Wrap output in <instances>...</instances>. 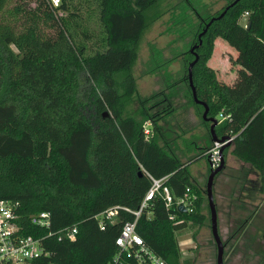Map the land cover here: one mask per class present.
Returning a JSON list of instances; mask_svg holds the SVG:
<instances>
[{
    "label": "trees",
    "instance_id": "16d2710c",
    "mask_svg": "<svg viewBox=\"0 0 264 264\" xmlns=\"http://www.w3.org/2000/svg\"><path fill=\"white\" fill-rule=\"evenodd\" d=\"M96 1L99 30L90 45L93 33L86 27L77 40L70 0L57 6L49 0H0V199L18 202L20 232L41 240L45 253L29 264H109L123 224L135 218L132 211L153 179L160 180L136 231L167 264H194L182 260L177 235L206 220L204 190L192 180L190 160L182 161L163 140L160 122L175 110L171 98L163 90L139 96L133 73L140 40L162 15L164 0ZM232 1L201 18L199 33ZM196 35L192 85L203 104L195 102L188 83L194 55L187 50L182 58L189 102L210 138L204 105L217 119L216 136L232 138L222 157L231 149L254 170L264 202V0H237L210 23L201 43ZM216 37L237 52L230 59L238 65L230 84L208 64ZM221 112L229 120L219 121ZM205 151L195 159L207 157ZM164 187L172 197L168 207ZM186 195V211H180L177 202ZM113 206L119 207L116 222L101 229L98 215ZM41 211L50 214L48 227L30 220ZM71 226L75 238L59 239L56 232Z\"/></svg>",
    "mask_w": 264,
    "mask_h": 264
},
{
    "label": "rangeland",
    "instance_id": "374dc122",
    "mask_svg": "<svg viewBox=\"0 0 264 264\" xmlns=\"http://www.w3.org/2000/svg\"><path fill=\"white\" fill-rule=\"evenodd\" d=\"M227 2L228 0H164L161 4L162 15L149 25L140 40L138 58L133 67L138 95L146 97L163 90L175 107L174 112L160 122L163 140L169 145V149V139L175 129L172 126L178 122L186 130L187 137L180 141V146H187L188 151L193 154L203 150L198 151L193 145L200 138L192 131L195 124L187 118V112L193 110L195 122L202 126L201 136L208 129L189 102L182 55L184 51L190 50L195 34L200 31L197 30L200 19L220 11ZM70 6L69 12L77 15L72 20L73 24L76 22L79 25L77 40L81 41L80 34L86 27L93 33V37L87 40V44L92 45L99 30L95 14L97 1L70 0ZM67 13L58 11L59 15ZM245 22L243 17L241 23ZM236 55L237 52L224 39L215 38L208 64L215 69L218 79L227 84L235 78L238 65L230 59H234ZM136 106L135 98L129 111L134 113ZM210 146L207 144L205 150ZM228 153L227 150L223 157L225 166L215 176L213 185L218 230L224 246V264H264V241L261 238L264 229L263 195L256 190L257 177L253 169ZM175 154L182 161L188 159L179 151ZM202 163L204 161L195 164L199 172L194 174L192 180L204 190L206 220L200 226L191 225L177 235V239L182 260H193L194 264H217V247L211 232L205 192L208 170Z\"/></svg>",
    "mask_w": 264,
    "mask_h": 264
},
{
    "label": "built area",
    "instance_id": "2783aa9c",
    "mask_svg": "<svg viewBox=\"0 0 264 264\" xmlns=\"http://www.w3.org/2000/svg\"><path fill=\"white\" fill-rule=\"evenodd\" d=\"M53 6L59 4V0H49ZM229 114L219 113L218 119L229 120ZM231 137L229 141H231ZM223 143L213 142L206 149L205 154L209 166L215 168L221 160V146ZM160 186V180L153 179V185L144 197L142 204L138 210L132 211L135 218L132 221H127L123 224L118 236L115 239V244L118 247V252L113 257L109 264H123L122 256L125 260H130L126 264H167L166 261L156 254L142 239L136 231V222L142 207L146 201L151 198L154 191ZM166 206H170L172 197L167 187L163 188ZM188 196L178 200V204H187ZM18 202H12L5 199H0V261L9 264H29L31 260L40 257L45 253L41 244V240L33 235H24L20 232V226L17 222L16 209ZM117 206L109 207L102 211L99 217V226L101 229L105 227V222L115 223L118 213ZM126 210H129L125 208ZM173 219L174 215H170ZM31 222L39 227H48L50 224V214L47 211H41L31 216ZM77 232L76 226L65 227L56 232L58 238H66L72 240ZM49 232L48 235H52Z\"/></svg>",
    "mask_w": 264,
    "mask_h": 264
},
{
    "label": "water",
    "instance_id": "95a60500",
    "mask_svg": "<svg viewBox=\"0 0 264 264\" xmlns=\"http://www.w3.org/2000/svg\"><path fill=\"white\" fill-rule=\"evenodd\" d=\"M237 0H233L228 6H226V8L224 9L223 12H221V14H219L217 17H212L205 25V28L203 29L202 32H200L198 34V38H199V43H201V35H203L208 26L210 25V23L214 20V19H217L219 17H221L224 12L226 11V9L233 5ZM198 46V44H195L193 45L191 48H190V52L194 55V59L189 63L188 65V72H187V75H188V83H189V86L192 90V94H193V98L195 100L196 103H199V104H203L195 95V91H194V87L192 85V67L193 65L195 64V62L197 61L198 59V55L197 53L194 51L195 48ZM207 112H208V108L206 105H204V111L202 113V118L205 120V121H208L210 122V126H209V131H210V134H211V139L213 142H219V143H223L220 150H221V160H220V163L217 167L215 168H211L209 169V172H208V176H207V180H206V185H205V192H206V197H207V201H208V207H209V212H210V221H211V232H212V236H213V239L215 241V244H216V247H217V257H216V262L217 264H224V260H223V243H222V240H221V237H220V234H219V230H218V221H217V213H216V209H215V203H214V198H213V184H214V179H215V176L220 172L222 171V169L224 168V160H223V157H222V151L225 147V145H228L230 143L229 139L230 137L229 136H216L215 134V131H214V127L216 126V124L218 123L217 122V119L215 117H211V116H208L207 115ZM104 115H107V111L103 113ZM178 209L180 211H186V208L184 207L183 204H179L178 205Z\"/></svg>",
    "mask_w": 264,
    "mask_h": 264
},
{
    "label": "crops",
    "instance_id": "0c3cea01",
    "mask_svg": "<svg viewBox=\"0 0 264 264\" xmlns=\"http://www.w3.org/2000/svg\"><path fill=\"white\" fill-rule=\"evenodd\" d=\"M233 81V80H232ZM187 112V111H186ZM187 118L188 119H190V121H193V123L195 124L194 126H193V132H196L197 134H198V137L197 138H200V139H198V140H195L193 143V145H195L196 146V149L199 151V150H204L205 148H206V146H207V144H209V145H212V143H213V141H212V139L209 137V133H208V131H207V133L204 135V136H201V134H202V126L201 125H199V124H197L196 122H195V119H194V113H193V110H189L188 112H187ZM181 123H178V122H176V124L175 125H173L172 126V128L174 129L173 130V135L170 137V139H169V144H170V147H171V149L173 150V152L174 153H176V151H179V152H181V154L184 156V157H188V159L187 160H190L189 161V171H190V174H191V176H192V178H194L195 176H194V174L196 173V172H199L198 170H197V168H195L196 166H195V164L197 163V162H199V161H204V163H202L203 164V166L205 167L206 166V168H207V170H208V167H209V163H208V160H207V157H199V158H197V159H195L197 156H199V152L198 153H191V152H189L188 151V147L186 146V147H183V146H180V141H183V139L184 138H187L185 135H186V130L184 131L183 129L184 128H182V126L180 125ZM160 126H161V123H160ZM161 130H162V128H161ZM178 131H181V132H178ZM163 132V131H162ZM192 132V133H193ZM190 133V132H189ZM184 134V135H183ZM200 134V135H199ZM208 140H207V139ZM207 140V141H206ZM200 143V144H199ZM230 150L231 149H228V155H231L232 157H234L232 154H231V152H230ZM177 155V154H176ZM178 156V155H177ZM235 158V157H234ZM236 159V158H235ZM204 167H202V169L204 168ZM254 171V170H253ZM200 172H202V171H200ZM256 174V173H255ZM256 177H257V175H256ZM214 185V184H213ZM256 212V211H255Z\"/></svg>",
    "mask_w": 264,
    "mask_h": 264
},
{
    "label": "flooded vegetation",
    "instance_id": "af4514ba",
    "mask_svg": "<svg viewBox=\"0 0 264 264\" xmlns=\"http://www.w3.org/2000/svg\"><path fill=\"white\" fill-rule=\"evenodd\" d=\"M199 33V32H198ZM198 33H197V35H198ZM196 35V37H197V39L199 40V38H198V36ZM196 43L195 42H192V45H191V47L193 46V45H195Z\"/></svg>",
    "mask_w": 264,
    "mask_h": 264
}]
</instances>
